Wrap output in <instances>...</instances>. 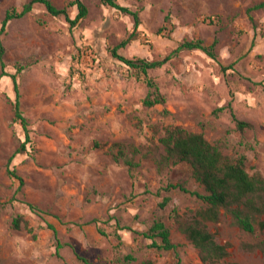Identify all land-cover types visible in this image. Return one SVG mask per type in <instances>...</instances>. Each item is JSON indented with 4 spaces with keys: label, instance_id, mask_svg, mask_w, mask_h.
Returning a JSON list of instances; mask_svg holds the SVG:
<instances>
[{
    "label": "rangeland",
    "instance_id": "obj_1",
    "mask_svg": "<svg viewBox=\"0 0 264 264\" xmlns=\"http://www.w3.org/2000/svg\"><path fill=\"white\" fill-rule=\"evenodd\" d=\"M28 1L0 0V21ZM52 1L64 6L71 0ZM83 1L88 15L72 28L64 16L36 5L3 35L4 71L17 74L23 67L17 77L31 141L22 150L26 134L15 121L14 83L0 63V264H85L77 254L94 264L147 258L173 264L177 256L200 264L176 217L192 218L203 202L165 187L185 181L192 190L204 188L186 165L160 169V138L168 125L202 132L224 153L246 154L248 171L264 176V8H254L263 0H118L138 10L137 29L132 15L100 0ZM77 13L70 8L72 18ZM128 38L118 49L126 57L170 56L148 72L164 104L146 106V75L113 56ZM197 39L209 46L217 41L216 59L200 49L176 51ZM223 106L252 127L239 130L230 108L215 114ZM116 142L140 148L125 150L136 166L114 157L109 149ZM12 157L23 184L7 173ZM18 215L33 232L24 223L13 226ZM158 220L181 244L177 251L150 248L152 241L138 234ZM48 223L68 244L59 251ZM206 224L219 242L230 243L228 261L264 264L260 248H247L264 239V229L248 233L225 212Z\"/></svg>",
    "mask_w": 264,
    "mask_h": 264
},
{
    "label": "trees",
    "instance_id": "obj_2",
    "mask_svg": "<svg viewBox=\"0 0 264 264\" xmlns=\"http://www.w3.org/2000/svg\"><path fill=\"white\" fill-rule=\"evenodd\" d=\"M102 3L114 7L123 13L133 16L135 21V29L141 23L138 10H133L129 6H124L118 0H100ZM36 5H43L46 10L53 16H64L70 23L71 28L76 26L82 19L86 18L89 12L88 6L83 0H71L64 6H57L52 0H29L22 9L12 8L7 10L5 17L0 21V63L3 75H9L14 83L16 98L14 101L15 121H18L26 134V141L22 145V150L26 149V142L31 141L28 130V121L24 116L20 103V91L17 74L23 69L22 66L17 67V74H8L4 71L5 62L3 56L6 52L3 44V35L7 31L9 23L17 18H22L27 13L31 12ZM76 6L78 13L74 18L70 15V8ZM254 8H264V0L256 4ZM129 41V38L122 41L120 45L112 49V54L115 58L130 66L138 69L146 75V81L150 87V91L143 99L146 106H155L166 102L165 96L160 92L158 85L148 76L151 69L161 67L170 56L164 59L149 60L140 57H126L118 52L120 46H124ZM217 41L212 45H205L202 39L185 40L176 49H200L208 55L216 59L214 52ZM230 108L232 116L239 130L252 127V124L238 119L232 108L229 106L219 107L215 110V114ZM164 114H169L167 109L163 110ZM160 142L164 147V153L161 159L158 160L160 169L166 166L183 164L188 167L191 176L195 181L204 188V192L192 190L187 186L185 181L170 182L165 187L166 190L179 189L183 192L196 196L203 202V207L198 209L192 218L183 219L176 217L178 229L183 233L187 240L198 250L200 256V264H242L239 261H228L230 257V243H222L216 239L215 234L207 227L208 222H219L222 213L229 214L234 223L242 230L248 233H254L257 226L264 229V220L261 216L264 215V176L261 172L256 171L250 173L247 169V155L240 154L237 156L224 153L219 144H214L209 141L202 132H194L181 125H168L164 128V134L160 138ZM129 149L131 154L140 152V148L135 145H127L123 142L114 143L109 151L116 159L123 157L125 163L129 167L136 166V163L127 156L125 150ZM117 149V152L115 151ZM22 152L18 150L17 153ZM115 152V153H114ZM13 157L10 159L7 166V173L21 180L17 174L15 165H12ZM170 199L167 197L165 203ZM163 204V206L165 205ZM33 209L37 207L29 203ZM24 223L25 228L29 232H33L34 228L25 221L22 215H18L13 220V226L20 229ZM48 227L54 231L56 239V247L59 251L67 243H63L58 236L57 229L51 223ZM144 238L150 239L152 242L150 248L165 251H177L181 246L175 243L171 238L170 228L163 221H156L147 230L140 233ZM258 247L264 252V239L260 240L255 245L248 244L247 248ZM178 255V254H177ZM78 259L85 264H94L88 258L77 254ZM132 260V257H128ZM140 264H156L151 258L144 259ZM173 264H187L179 256Z\"/></svg>",
    "mask_w": 264,
    "mask_h": 264
}]
</instances>
